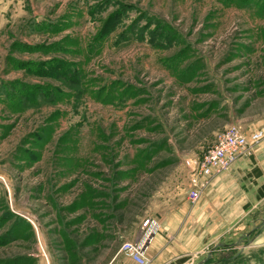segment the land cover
<instances>
[{"label": "rangeland", "instance_id": "obj_1", "mask_svg": "<svg viewBox=\"0 0 264 264\" xmlns=\"http://www.w3.org/2000/svg\"><path fill=\"white\" fill-rule=\"evenodd\" d=\"M230 124L264 125V0H0V264H106Z\"/></svg>", "mask_w": 264, "mask_h": 264}, {"label": "crops", "instance_id": "obj_2", "mask_svg": "<svg viewBox=\"0 0 264 264\" xmlns=\"http://www.w3.org/2000/svg\"><path fill=\"white\" fill-rule=\"evenodd\" d=\"M260 128L264 132V125ZM253 129L258 128L245 131ZM188 189L166 201L149 218L151 226L141 223L140 239L148 235L146 264H174L198 250H246L264 244V138L229 169L210 177L196 201L188 198ZM106 264L138 263L119 252Z\"/></svg>", "mask_w": 264, "mask_h": 264}, {"label": "built area", "instance_id": "obj_3", "mask_svg": "<svg viewBox=\"0 0 264 264\" xmlns=\"http://www.w3.org/2000/svg\"><path fill=\"white\" fill-rule=\"evenodd\" d=\"M263 138L264 132L261 128L246 132L238 125L230 124L194 160V166L189 178L188 198L191 201H196L200 196L201 189L205 187L210 177L229 169L239 157L249 154L252 146ZM151 224L152 222L149 218L142 223L143 226H151ZM147 239L148 235H145L136 241H123L119 251L138 264H146L148 259L143 249Z\"/></svg>", "mask_w": 264, "mask_h": 264}, {"label": "trees", "instance_id": "obj_4", "mask_svg": "<svg viewBox=\"0 0 264 264\" xmlns=\"http://www.w3.org/2000/svg\"><path fill=\"white\" fill-rule=\"evenodd\" d=\"M186 259L184 257L179 258L178 260H176V262L174 264H182Z\"/></svg>", "mask_w": 264, "mask_h": 264}, {"label": "water", "instance_id": "obj_5", "mask_svg": "<svg viewBox=\"0 0 264 264\" xmlns=\"http://www.w3.org/2000/svg\"><path fill=\"white\" fill-rule=\"evenodd\" d=\"M209 254H211V252H209ZM200 263H201V262H200ZM200 263H199V264H200Z\"/></svg>", "mask_w": 264, "mask_h": 264}]
</instances>
